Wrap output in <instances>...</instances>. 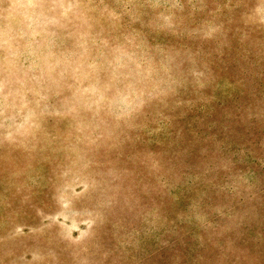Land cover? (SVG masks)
<instances>
[{
	"label": "rangeland",
	"instance_id": "1",
	"mask_svg": "<svg viewBox=\"0 0 264 264\" xmlns=\"http://www.w3.org/2000/svg\"><path fill=\"white\" fill-rule=\"evenodd\" d=\"M0 264H264V0H0Z\"/></svg>",
	"mask_w": 264,
	"mask_h": 264
}]
</instances>
